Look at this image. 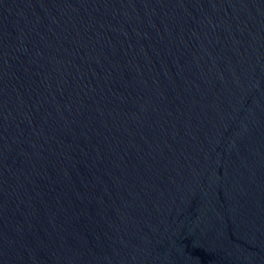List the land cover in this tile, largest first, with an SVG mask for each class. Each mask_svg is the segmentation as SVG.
I'll list each match as a JSON object with an SVG mask.
<instances>
[{
	"label": "water",
	"instance_id": "95a60500",
	"mask_svg": "<svg viewBox=\"0 0 264 264\" xmlns=\"http://www.w3.org/2000/svg\"><path fill=\"white\" fill-rule=\"evenodd\" d=\"M0 264H264V0H0Z\"/></svg>",
	"mask_w": 264,
	"mask_h": 264
}]
</instances>
